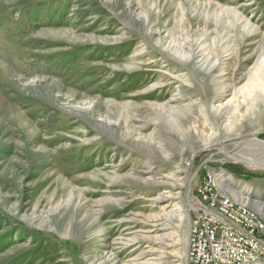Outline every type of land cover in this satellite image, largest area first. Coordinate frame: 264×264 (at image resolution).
I'll return each instance as SVG.
<instances>
[{
	"label": "rangeland",
	"instance_id": "1",
	"mask_svg": "<svg viewBox=\"0 0 264 264\" xmlns=\"http://www.w3.org/2000/svg\"><path fill=\"white\" fill-rule=\"evenodd\" d=\"M179 1L0 0V264H184L211 171L264 219V0Z\"/></svg>",
	"mask_w": 264,
	"mask_h": 264
},
{
	"label": "built area",
	"instance_id": "2",
	"mask_svg": "<svg viewBox=\"0 0 264 264\" xmlns=\"http://www.w3.org/2000/svg\"><path fill=\"white\" fill-rule=\"evenodd\" d=\"M208 172L190 201L185 264H256L264 259V219L230 199Z\"/></svg>",
	"mask_w": 264,
	"mask_h": 264
},
{
	"label": "bare ground",
	"instance_id": "3",
	"mask_svg": "<svg viewBox=\"0 0 264 264\" xmlns=\"http://www.w3.org/2000/svg\"><path fill=\"white\" fill-rule=\"evenodd\" d=\"M152 2H153V0H152ZM172 3H174L175 6H176V9H177V12H178L177 15H176V17H177L176 22L178 23V26L180 27V26L184 25V21H183L184 13L183 12L185 10V7H184L182 1L180 2L179 0H172ZM148 13H149L148 10H144L141 13V15L143 16L144 21H146V19L148 18ZM221 13H226L227 15H229L230 18H231V20H233L234 24L237 27H239L240 30L247 31V32H252L253 27L250 25V23H248V21H246L241 16V14H239V12H238V10L236 8H233V7H223V8L220 9L219 14H218V11H215L214 12V14H216V15H220ZM181 29H182V27H181ZM184 31H186L185 27H184ZM167 37H168L167 40L164 37L162 39H157L156 40V43L161 44V45H164L163 48H165L167 50H170V52H172L174 54H177L179 56H182V57H186V56H188V55L191 54L192 48L194 47V43H191L190 39L187 38L188 36L185 35L184 37H182L179 34H174V33L171 32V33H167ZM206 39H207L206 37H205V39L203 38V40H204L203 44L204 45L207 42ZM163 40H166V41L163 42ZM210 42L212 43V46H216L217 39L216 38H212V40ZM200 51H202L201 52V55L202 56H204V57L206 56V58L200 59V64H201L202 67L205 66V65L207 66L210 63V68H212L213 66H217V65H219L221 63L220 60H219V58H217V57L214 58V59L212 58L213 57L212 55H210L208 57L207 56V52L208 51L205 50V47L204 46H202L200 48ZM139 54H141V53H139ZM263 62H264V60H263ZM177 77L178 76H175V78H177ZM229 104H231V101H228V105ZM152 106L155 107V108H158L157 112L158 113H162V114L164 112L165 114L169 113L171 115V113H173L172 111H175L176 110V109H174V106L173 105H170V104H165V105H162V106H160V105H157V106L156 105H152ZM232 106H234V105H231L230 107H232ZM235 107L236 106H234L233 108H235ZM178 128H181V127H178ZM247 144L250 145V146H252V145L255 146L256 145V146L264 149V142L263 141L254 140V141L248 142ZM231 157L236 158L237 155L231 154ZM241 160L243 161L244 164H246L250 168H263L264 169V159L263 160H257L256 161V160L250 159L249 157L242 156V159ZM215 181L217 183V186L219 187V183L217 181V176L216 175H215ZM168 196H170V195H168ZM171 198H172V196H171ZM174 198L177 199L179 197H178V195H175ZM230 199H232V198H230ZM239 199L240 200H233V199L232 200L235 201V202L245 203L249 207V204L245 201L246 200L245 198L243 199V198L240 197ZM257 206H258V204H257ZM177 208H179V207H176L175 209H177ZM175 209H173V211L171 213H174L175 214V212H174ZM171 213H169V214H171ZM172 215L173 214H171V216ZM186 236H187V233H186ZM185 243H186V241H185ZM146 263H150V264H160V262L158 260H156V259L155 260L153 259V261L146 262ZM258 264H263V263H258Z\"/></svg>",
	"mask_w": 264,
	"mask_h": 264
}]
</instances>
